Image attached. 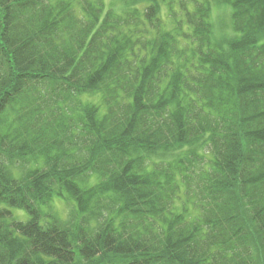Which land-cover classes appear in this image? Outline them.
I'll return each instance as SVG.
<instances>
[{
	"label": "trees",
	"instance_id": "obj_1",
	"mask_svg": "<svg viewBox=\"0 0 264 264\" xmlns=\"http://www.w3.org/2000/svg\"><path fill=\"white\" fill-rule=\"evenodd\" d=\"M128 1L0 0V264H264V0Z\"/></svg>",
	"mask_w": 264,
	"mask_h": 264
},
{
	"label": "rangeland",
	"instance_id": "obj_2",
	"mask_svg": "<svg viewBox=\"0 0 264 264\" xmlns=\"http://www.w3.org/2000/svg\"><path fill=\"white\" fill-rule=\"evenodd\" d=\"M201 2L208 1L211 3V23L213 22V41L216 44H226L227 38L234 34L232 27V8L231 5L224 0H198ZM106 7H110L113 10L123 13L129 5L128 0H104ZM166 13V12H165ZM166 18V14L164 15ZM54 208L61 212L63 215H67L69 207L65 206L63 202L58 201L55 203ZM15 211V210H14ZM21 219H26L25 215L20 216Z\"/></svg>",
	"mask_w": 264,
	"mask_h": 264
}]
</instances>
